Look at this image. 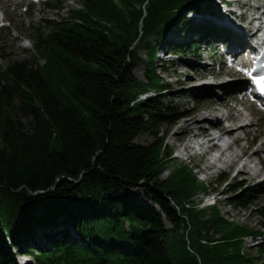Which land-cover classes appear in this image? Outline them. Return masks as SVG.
<instances>
[{"label":"trees","instance_id":"trees-1","mask_svg":"<svg viewBox=\"0 0 264 264\" xmlns=\"http://www.w3.org/2000/svg\"><path fill=\"white\" fill-rule=\"evenodd\" d=\"M213 10L212 0H80L35 29L34 65L0 69V264L15 254L26 264H264L253 189L232 186L227 202L256 211L258 229L195 205L206 186L188 164L160 178L172 149L158 134L183 111L164 103L156 52L201 59L213 28L184 12ZM173 30L190 38L167 39ZM145 131L155 140L135 143ZM256 235L257 251L242 254Z\"/></svg>","mask_w":264,"mask_h":264},{"label":"rangeland","instance_id":"rangeland-1","mask_svg":"<svg viewBox=\"0 0 264 264\" xmlns=\"http://www.w3.org/2000/svg\"><path fill=\"white\" fill-rule=\"evenodd\" d=\"M46 1L47 3L52 4L55 3L56 0ZM57 1L61 3L62 9H57L56 7L48 5L45 2H42V0L33 3H30L27 0H0V6L3 7L0 10V69H3L6 65H8L11 60L17 61L25 59L31 61L34 65V59L37 58L33 46L35 29L39 28L40 30L47 32L48 21H54L60 19L61 17H66L72 9L79 6L80 2V0ZM246 7L241 6L240 11L242 9L246 10ZM233 8L238 10L237 7L233 6ZM203 14V17H206V14ZM213 14L217 17H223V14L216 9L213 10ZM246 19L247 18H241L240 21L243 22V24H246ZM193 22L195 23V19L193 20ZM182 37L187 40L190 38L186 32H183ZM167 39H173L174 42H178L181 38L178 37L177 34L169 33ZM140 55L142 57H145L143 51L140 52ZM159 56V59L155 60V70L162 76L163 82H167L170 86L169 90L165 93L164 103L167 105L172 104L173 106H178L182 109L181 111H183V116H181L173 125H164L162 128L163 130L160 132V134H158V136L160 135L164 139L166 145H168L169 148H171L173 151L170 156L171 163H168L166 165V170L160 174V178H166L169 174V170L171 171L174 165L186 163L189 167L192 168V172L194 173L196 179L200 183L203 182L206 186V189H199L197 194L193 197L195 205L201 208L206 203V199H214L216 200V204L220 208L221 213L225 219L234 222L236 221L242 224H248L255 229L263 228L261 225L262 217L256 211L251 208H239L232 204H229L227 202V197H229L228 195L231 192L229 191L230 187L238 185L253 189L256 192V201L264 202V182H261V184L257 183L259 178L264 177V168L258 175L246 173L245 175H242L235 172L236 167L238 169L242 167L241 163L238 161L236 165L234 162V164L222 171L212 170L210 172V175L206 177L204 174H199L197 172V168H194L193 166L200 163V157L194 155L192 159L190 158L187 160H179L175 157L176 154H179L176 148L183 145L182 142H178L179 139L183 140L184 138H191V136H193L194 138L196 136H200L202 135V130H206L205 127H208V123L205 122L206 120H200V115L203 113L209 114L208 118H213V114L211 113H213L214 111H219V109H217L216 107H218V103L221 101H218V99L221 98L217 97H219V95L222 96L224 94L223 92H225L221 87V83H223V80L225 79L227 81H236L237 84L239 79H242L240 78L242 77V75L228 68V66H225L221 50L219 48H216L214 43L209 48V50L206 49L205 51L204 49H201V60H198L197 57L191 52H187L181 55H169L165 52L164 56ZM40 62H42L41 59ZM145 68L146 67L144 65H136L132 70L133 75L137 79L145 81ZM209 70L214 73H222V76L220 78L214 77L211 79L207 77L212 81H218V83L220 84H213V87H208L207 85H201V83H199L197 75H205ZM194 83L196 84L194 85ZM237 86L238 84L236 85V87ZM244 86L245 85L242 84L238 87L242 90ZM227 87L232 88L233 90L232 85H228ZM225 89L226 94H224V96L227 95L226 101L229 103V105H235V101L240 97V95L236 93H230V90L226 87ZM210 91H213L215 95H213ZM235 106L236 108L242 107L240 104H237ZM247 108L250 112L247 110ZM247 108L246 111H239L240 108H231L228 112L230 116L233 112L237 115L239 112H241L242 117H239V119L244 118L245 120H247V122L249 120L251 121V124L247 125V128L244 132L248 139L247 142L249 143L247 144V142L243 140L237 145L234 144L230 149L232 151H235V147L237 151L238 146L244 144L249 146V151L253 148L259 149L264 147V114L256 111V109L254 108L248 106ZM221 109L222 108H220V110ZM247 113H249L250 115H245ZM195 119L198 120L199 128L197 129H199L198 132L200 133L196 135L194 134L197 133V130L191 124ZM223 119L226 120V118ZM223 123H225L226 125L228 124L227 122ZM225 129H222L223 132ZM206 134H208V136L212 135L210 134L209 130L203 133V135ZM242 134L243 133H241L240 135L242 136ZM254 136V141L253 139L250 140ZM228 137H225V140H228ZM154 140L155 136L153 132L145 131L139 133L135 137L134 142L140 144H149ZM220 143L222 142L220 141ZM182 147L186 151V145H183ZM249 151L246 152L248 155H250L249 159H251V157L254 155H251ZM259 151L264 152V150ZM181 154L183 155V153ZM214 154L217 155L216 152ZM210 160L212 159L206 158L207 162H209ZM205 177L207 179L205 181H201V179ZM135 191L140 192V194L142 195V191L140 189H136ZM142 201L143 203H146L148 200L145 197H142ZM254 204L256 205L257 203ZM166 225L170 227V224L168 222H166ZM260 240L261 239L259 238H246L244 240L243 248L247 253H255L257 251L256 247L259 245ZM9 251L11 255L14 256V251L11 248L9 249ZM24 257L25 256H23V258ZM14 258H16L14 259L15 264H19V260H22L21 256L20 258Z\"/></svg>","mask_w":264,"mask_h":264},{"label":"bare ground","instance_id":"bare-ground-1","mask_svg":"<svg viewBox=\"0 0 264 264\" xmlns=\"http://www.w3.org/2000/svg\"><path fill=\"white\" fill-rule=\"evenodd\" d=\"M263 2H264V0H243L242 7L247 6L246 7L247 9L246 10L242 9L240 14H236L235 12L230 13L229 11H231V9L229 6L227 7V9H223L222 5L219 6V12H221L223 14V20L227 21L228 25L230 26L231 35H232V37H235L231 40L245 39V34L247 31L245 30V25L240 20H241V18H248V17L253 16L256 13H258V11H256L255 9H252V8H253V6H256V5L259 6L258 8H261V9L264 8ZM2 8L3 7L0 6V10ZM250 10L253 12H250ZM263 13H264V11L262 12V14ZM263 19H264V17H263ZM254 20H256V19H254ZM262 21L264 22V20H262ZM237 49H238V47H236V50ZM212 74H213V77H215V78H220L222 76L221 72H216V73L212 72ZM207 75L204 76V74H198L197 79H201L200 77H202V78L207 77ZM240 78H242V79H239V81L237 82L238 86H240L242 84H246L248 82V80L244 76L240 77ZM210 82L211 83L206 84L208 87H213V84H220L216 80H213V81L210 80ZM195 84L196 83H194V85ZM221 84H222L221 87L224 89L225 92H226L225 87L227 89H229L230 93H232V94H235L236 90L238 89L237 88L238 86L236 87V85H237L236 81H227L224 79L223 83H221ZM228 85H232L233 90H232V88H228L227 87ZM210 92H212V94L215 95V93L213 91H210ZM225 92H223V93L226 94ZM224 94L222 96L219 95V97H217V98H221V99H218V101H220V100L221 101L218 103V107H216L217 109H219V111H214L213 113H211V114H213V118H210V117L208 118L209 114L203 113L200 115V117H201L200 120H202V121L206 120L205 122H209L214 127H217L219 129L220 138L216 141V139H217L216 135L210 131V128L205 127L206 130L203 129L202 130L203 132L201 133L202 135H200V136L207 137L206 138V142H207L206 145L201 144V141H199L196 137L193 139L192 138H188V139L184 138L185 140L179 139L178 142L179 143L182 142L183 145H186V151L183 149V147H182L183 145H181L180 147H177L176 150L178 152H181V149H183L185 152V155L187 156L186 157L187 159H190V158L192 159L194 157V155L200 157V159H201L200 163L198 165H193L194 167H197L200 171H202L208 167L214 166V165H217L218 167H220L221 168L220 171H222V170L230 167L232 164H234V162L236 165L239 160H243L242 164L244 166H246V168L244 167L243 169H239L238 173H240L242 175H245V173L246 174H252V175L253 174L258 175L261 173V170L264 168V165H263L264 164V152L259 151V150H264V147L259 148V149L253 148L252 150L249 151V146L244 144V145H239L237 151H236L235 146H233V147H235L234 148L235 151L230 150L232 145H234V144L237 145L239 142H242L243 140L246 142L248 141L244 132L247 128V125L251 124V121L249 120L247 122V120H245L244 118L239 119V117H242L241 112H239L238 115L233 112V113H231V116H230V114L228 112L230 111L231 108H233V109L240 108L239 111H246L247 107L243 106V107H237L236 108L235 105H237V104L229 105V103L226 101L227 95L224 96ZM241 98L243 99V97H241ZM240 100H241L240 98L237 99L238 102ZM220 108H222V109L220 110ZM247 110H248V108H247ZM245 115H250V114L247 113ZM243 116H244V114H243ZM223 118H226V120ZM227 118H229V119H227ZM223 122H231V124L226 125ZM191 124L197 130V133H195L194 135L200 134L198 132L199 129H197V128H199L198 127L199 126L198 120L195 119L194 121H192ZM223 128L224 129L227 128V129H225L223 132V130H222ZM207 130H209L210 134H212V135H210V136H208V134L203 135V133L207 132ZM241 133H243L242 136L240 135ZM226 135H227V137L228 136L230 137V138L228 137V140H225ZM254 138H255V136L253 138H251L250 140L253 139V141H254ZM220 139L225 141L224 146L220 143V141H219ZM248 143L249 142H247V144ZM195 145H197L199 148L203 149L201 154L195 153V151L193 150V147ZM214 151H217L219 154L214 155L213 154ZM246 151H249L251 153V155H254V156H252L251 159H249L250 155H248ZM261 153H262V156L260 155ZM240 155H241V157H240ZM242 156H244V157H242ZM206 158L213 159V161L210 160L209 162H207ZM247 159H249V160H247ZM263 172H264V169H263ZM209 178H211V177H209ZM261 182H264V177L259 178L257 183L261 184Z\"/></svg>","mask_w":264,"mask_h":264}]
</instances>
